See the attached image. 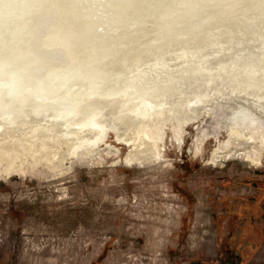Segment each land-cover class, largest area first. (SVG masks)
<instances>
[{"label": "bare ground", "instance_id": "1", "mask_svg": "<svg viewBox=\"0 0 264 264\" xmlns=\"http://www.w3.org/2000/svg\"><path fill=\"white\" fill-rule=\"evenodd\" d=\"M147 2L0 0V181L104 164L119 146L114 166H168L166 133L181 146L215 112L194 155L214 140L208 165L262 166L264 0Z\"/></svg>", "mask_w": 264, "mask_h": 264}, {"label": "rangeland", "instance_id": "2", "mask_svg": "<svg viewBox=\"0 0 264 264\" xmlns=\"http://www.w3.org/2000/svg\"><path fill=\"white\" fill-rule=\"evenodd\" d=\"M211 10L202 4L193 15ZM131 22L124 25L146 21ZM217 114L184 128L181 146L166 133L168 166H114L130 150L119 146L104 164L1 180L0 264H264V155L257 168L237 160L213 167L214 140L194 155ZM217 131L224 141L227 129Z\"/></svg>", "mask_w": 264, "mask_h": 264}, {"label": "flooded vegetation", "instance_id": "3", "mask_svg": "<svg viewBox=\"0 0 264 264\" xmlns=\"http://www.w3.org/2000/svg\"><path fill=\"white\" fill-rule=\"evenodd\" d=\"M122 0H120V2H121ZM130 2H136L135 4H140V6L142 7V5L143 4H145V2H147L148 0H144L143 1V3H142V1H139V0H129ZM127 7V9L128 10H132V9H130V8H133V6H131V7H128V6H126ZM114 9H117V7H114Z\"/></svg>", "mask_w": 264, "mask_h": 264}, {"label": "built area", "instance_id": "4", "mask_svg": "<svg viewBox=\"0 0 264 264\" xmlns=\"http://www.w3.org/2000/svg\"><path fill=\"white\" fill-rule=\"evenodd\" d=\"M145 259L146 258H140V257H139V259L138 258H133V263L134 264H148L147 262H145L146 261Z\"/></svg>", "mask_w": 264, "mask_h": 264}, {"label": "water", "instance_id": "5", "mask_svg": "<svg viewBox=\"0 0 264 264\" xmlns=\"http://www.w3.org/2000/svg\"><path fill=\"white\" fill-rule=\"evenodd\" d=\"M64 81H66V80H63L62 82H64ZM67 89V88H66ZM69 89V88H68Z\"/></svg>", "mask_w": 264, "mask_h": 264}]
</instances>
